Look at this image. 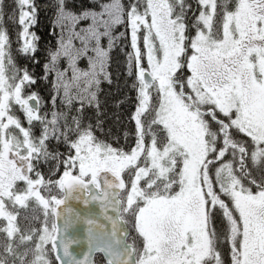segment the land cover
<instances>
[{
	"label": "snow or ice",
	"instance_id": "snow-or-ice-1",
	"mask_svg": "<svg viewBox=\"0 0 264 264\" xmlns=\"http://www.w3.org/2000/svg\"><path fill=\"white\" fill-rule=\"evenodd\" d=\"M13 3L34 57L35 0ZM55 16L44 78L67 110L42 112L0 0V264H225V246L264 264V0H56ZM116 47L137 93L128 148L84 116Z\"/></svg>",
	"mask_w": 264,
	"mask_h": 264
},
{
	"label": "trees",
	"instance_id": "trees-1",
	"mask_svg": "<svg viewBox=\"0 0 264 264\" xmlns=\"http://www.w3.org/2000/svg\"><path fill=\"white\" fill-rule=\"evenodd\" d=\"M4 0V19L2 22L3 28L6 29L9 39H15L13 42H17V36L20 32V26L14 16L15 5L13 1L6 2ZM55 2L56 0H35L37 6L36 23L31 26L30 31L34 32L38 37L36 41V52L34 57L30 54L25 55L17 53L15 51V45L10 48V54L12 59L20 64V69H27L30 75L36 80V83L29 85V93L35 92L38 94L41 100V107L44 103L45 107L42 112L48 111L52 108V105L46 99L49 98L50 90L45 88L46 85H50L53 77L48 76L45 79V64L48 63L49 53L55 49L58 43L60 28L55 24ZM68 2L75 3L77 8L81 5L83 7H89L95 3V0H68ZM122 28H118L117 32L122 31ZM13 31L14 34L9 32ZM106 45V41L104 42ZM17 44V43H16ZM19 46V43H18ZM20 47V46H19ZM130 50V49H128ZM21 54V55H20ZM110 61L107 67V71L111 76V83L107 80H102L100 84V91L98 93V100L100 107L97 109L95 106H86L84 116L86 122L96 124L99 122V129L97 135L101 139H105L110 143L125 147L127 142L135 140V124L131 120V114L135 111L136 106V90L132 87L135 82L134 76H129L126 65V57L121 47H116L110 53ZM35 63L34 65H32ZM63 65V62H61ZM32 65V66H31ZM80 66L86 67V61H81ZM46 81L47 83H43ZM79 107V103L74 104V108ZM67 109L64 108V111ZM76 113L73 111L72 113ZM128 116L130 119H128ZM126 148V147H125ZM99 261V256H97Z\"/></svg>",
	"mask_w": 264,
	"mask_h": 264
},
{
	"label": "rangeland",
	"instance_id": "rangeland-1",
	"mask_svg": "<svg viewBox=\"0 0 264 264\" xmlns=\"http://www.w3.org/2000/svg\"><path fill=\"white\" fill-rule=\"evenodd\" d=\"M11 1H13V0H7L6 2H11ZM6 30V29H5ZM8 31V30H7ZM11 35L12 34H14L13 33V31H11V32H9ZM16 38V37H15ZM9 39V44H10V48H11V46L13 45V47H14V45H15V47L14 48H16L15 49V51L18 53H21V54H23L19 49H20V47H21V41H20V39H19V36H17V44L16 43H14L13 41L14 40H16V39ZM18 43H19V46H18ZM20 54V55H21ZM31 55V57H33V55L32 54H30ZM13 60V59H12ZM13 63L15 64V62H14V60H13ZM35 63H33L32 65H34ZM31 65V66H32ZM16 67L18 68L19 66L18 65H16ZM12 74V72H11V69H9V71H8V75L10 76ZM43 83H47L46 81H44ZM29 86V85H28ZM45 86V88H47L48 90H50V95H49V98L48 99H46L47 100V102H48V104L50 103L51 105H52V108L51 109H49L47 112H51L52 110H64V105L61 103V100H60V98H57V101H56V105L55 106H53V104H52V100H51V98H52V96L55 94L54 93V90L52 89V86H51V82H50V85L48 86V85H44ZM26 93V95L29 93V91H27V92H25ZM44 107H45V105H44V103H43V105H42V107H41V110H44ZM131 116H132V114H131ZM130 116V117H131ZM128 119H130L129 118V116H128ZM133 124H134V122H133ZM134 144V141H130L129 143L127 142V144H125V147L126 148H128L129 146H131V145H133ZM230 264V263H229Z\"/></svg>",
	"mask_w": 264,
	"mask_h": 264
},
{
	"label": "flooded vegetation",
	"instance_id": "flooded-vegetation-1",
	"mask_svg": "<svg viewBox=\"0 0 264 264\" xmlns=\"http://www.w3.org/2000/svg\"><path fill=\"white\" fill-rule=\"evenodd\" d=\"M192 2H194V0H192ZM27 91H29V88L27 86H25V92H27ZM25 95H26V93H25ZM17 115H19L21 117V119H23V114L21 112L18 111ZM53 143H55V142H53ZM59 150L64 151L63 145L60 146ZM40 167H41V170L43 172L47 173L48 165L42 164ZM222 254H223V257L225 260V264H229L230 262H229V256H228V251H227L226 246L222 248Z\"/></svg>",
	"mask_w": 264,
	"mask_h": 264
},
{
	"label": "water",
	"instance_id": "water-1",
	"mask_svg": "<svg viewBox=\"0 0 264 264\" xmlns=\"http://www.w3.org/2000/svg\"><path fill=\"white\" fill-rule=\"evenodd\" d=\"M69 203H70V205L73 208H80V207H82V205L77 204V202H75V201H70Z\"/></svg>",
	"mask_w": 264,
	"mask_h": 264
}]
</instances>
